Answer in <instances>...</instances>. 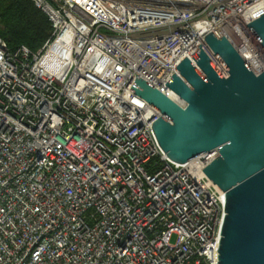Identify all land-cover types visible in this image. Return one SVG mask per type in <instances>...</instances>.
<instances>
[{"label": "built area", "instance_id": "built-area-1", "mask_svg": "<svg viewBox=\"0 0 264 264\" xmlns=\"http://www.w3.org/2000/svg\"><path fill=\"white\" fill-rule=\"evenodd\" d=\"M31 1L43 44L0 37V264H218L225 193L202 170L217 153L171 160L130 88L137 72L181 106L165 83L199 43L226 76L210 31L260 73L247 23L264 0Z\"/></svg>", "mask_w": 264, "mask_h": 264}, {"label": "water", "instance_id": "water-1", "mask_svg": "<svg viewBox=\"0 0 264 264\" xmlns=\"http://www.w3.org/2000/svg\"><path fill=\"white\" fill-rule=\"evenodd\" d=\"M247 28L264 48V12ZM204 39L226 76L199 43L190 54L195 65L185 56L165 83L181 106L137 72L140 88L130 89L160 112L151 126L171 160L216 151L202 170L225 193L218 264H264V70L255 74L223 35L210 31Z\"/></svg>", "mask_w": 264, "mask_h": 264}, {"label": "trees", "instance_id": "trees-1", "mask_svg": "<svg viewBox=\"0 0 264 264\" xmlns=\"http://www.w3.org/2000/svg\"><path fill=\"white\" fill-rule=\"evenodd\" d=\"M50 31L47 16L31 0H0V37L9 47L37 50Z\"/></svg>", "mask_w": 264, "mask_h": 264}]
</instances>
